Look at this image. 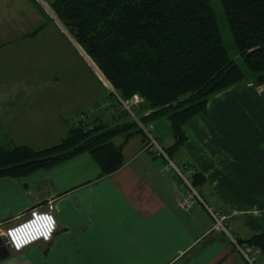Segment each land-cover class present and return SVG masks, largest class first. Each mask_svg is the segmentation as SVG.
<instances>
[{
    "label": "crops",
    "instance_id": "1",
    "mask_svg": "<svg viewBox=\"0 0 264 264\" xmlns=\"http://www.w3.org/2000/svg\"><path fill=\"white\" fill-rule=\"evenodd\" d=\"M50 10L41 0H0V139L11 143L0 146L49 147L80 112L109 126L126 121L105 81V94L92 98L86 88L71 94L67 65L73 46L82 49ZM101 97L109 106L96 109ZM150 123L170 158L196 171L201 195L224 216L231 237L246 243L264 233V82L249 78L212 96L181 126L175 148L166 117ZM32 126L25 134L19 128ZM112 142L122 162L104 176L82 151L0 177V236L48 201L56 220L48 242L8 249L0 264H246L205 210L181 207L176 181L162 157L143 149L141 133L126 131ZM258 259L264 264V249Z\"/></svg>",
    "mask_w": 264,
    "mask_h": 264
},
{
    "label": "trees",
    "instance_id": "2",
    "mask_svg": "<svg viewBox=\"0 0 264 264\" xmlns=\"http://www.w3.org/2000/svg\"><path fill=\"white\" fill-rule=\"evenodd\" d=\"M220 4L247 74L225 50L209 0H53L50 9L101 74L114 105V94L137 95L135 114L143 122L166 117L175 148L183 139L181 126L204 112L212 96L249 78L264 82V0ZM88 113L76 114L64 137L49 147L0 146V177L49 167L82 151L95 160L100 176L115 171L122 153L112 139L141 132L132 119L109 126L97 118L86 121ZM246 243L263 250L264 233Z\"/></svg>",
    "mask_w": 264,
    "mask_h": 264
},
{
    "label": "built area",
    "instance_id": "3",
    "mask_svg": "<svg viewBox=\"0 0 264 264\" xmlns=\"http://www.w3.org/2000/svg\"><path fill=\"white\" fill-rule=\"evenodd\" d=\"M114 97L118 109L130 116L144 137L143 149L153 152L164 160L165 170L170 172L176 181L181 207H197L205 210L212 220V229L228 236V239L243 257L246 264H263L258 259V256L261 255L260 247L251 243L238 242L228 234V227L224 223V216L205 201L199 191V187L194 183L196 171L188 165L177 163L171 159L152 134V124L141 121L140 117L132 112V108L141 99L137 95H133L127 99H122L116 94H114ZM107 106L108 103L104 102L98 108H105ZM80 117L82 118L81 115ZM53 211V203L48 201L44 210L30 209L24 219L6 227L1 237L4 238V242L8 245L9 250L18 252L38 241L48 242L56 229ZM43 217H49L50 219H43Z\"/></svg>",
    "mask_w": 264,
    "mask_h": 264
},
{
    "label": "rangeland",
    "instance_id": "4",
    "mask_svg": "<svg viewBox=\"0 0 264 264\" xmlns=\"http://www.w3.org/2000/svg\"><path fill=\"white\" fill-rule=\"evenodd\" d=\"M41 1L47 7V9L50 10V3L48 2V0H41ZM209 3L211 5L212 12L214 14V17H215V20L217 23V27H218V31H219V34L221 36L222 44H223L225 50L228 52V55L230 56V58L232 60H234L236 64H240L243 71L244 72L246 71V74H247L248 71L246 70L244 65H242V60L239 57V55L235 49L233 38H232L231 32L229 30V26L227 24L225 14H224L223 9L221 7L220 0H209ZM41 5H42V3H41ZM50 14L54 15L52 10H50ZM71 43H72V45H74L73 41ZM73 47H74L76 52L74 53L72 51V53H71L72 57H69L70 63H69V65H67V68L69 69L68 72L70 74V79L65 81V85L70 87L71 94H74V93L77 94V90L78 89L81 90L83 88H86L88 96H91L92 98L97 96V93L99 90L100 91L102 90L104 94L106 92H108L107 88L104 84L103 77L98 72V70L93 66V64L91 63L89 58L84 54V52L82 50L77 48L75 45ZM91 97H90V99L93 100ZM103 97H104V95H103ZM103 97H101V99L98 102L103 101L104 100ZM103 102H105V101H103ZM103 102H101V103H103ZM101 103H98L95 108L97 109ZM89 104H91V101ZM134 111H135V109L132 108V112L135 114ZM123 117L126 121L131 119L127 113L123 114ZM19 128L22 129L24 134L28 130L34 132V126H32V127H19ZM1 131H2V127L0 126V132ZM153 133H154V131H152V134ZM5 139H6V137L1 138L0 144L1 145H10L11 143H8V142L4 143ZM173 157L174 156H172V158Z\"/></svg>",
    "mask_w": 264,
    "mask_h": 264
},
{
    "label": "water",
    "instance_id": "5",
    "mask_svg": "<svg viewBox=\"0 0 264 264\" xmlns=\"http://www.w3.org/2000/svg\"><path fill=\"white\" fill-rule=\"evenodd\" d=\"M1 238L0 236V258L6 256L8 254L7 250L9 249L8 245L4 242V238Z\"/></svg>",
    "mask_w": 264,
    "mask_h": 264
},
{
    "label": "snow or ice",
    "instance_id": "6",
    "mask_svg": "<svg viewBox=\"0 0 264 264\" xmlns=\"http://www.w3.org/2000/svg\"><path fill=\"white\" fill-rule=\"evenodd\" d=\"M43 219H50L49 217H43Z\"/></svg>",
    "mask_w": 264,
    "mask_h": 264
}]
</instances>
